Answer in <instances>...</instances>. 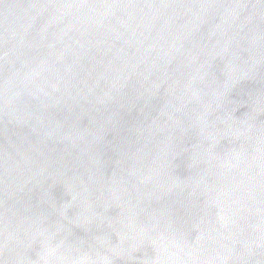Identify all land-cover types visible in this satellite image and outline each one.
I'll return each mask as SVG.
<instances>
[{"label": "water", "instance_id": "obj_1", "mask_svg": "<svg viewBox=\"0 0 264 264\" xmlns=\"http://www.w3.org/2000/svg\"><path fill=\"white\" fill-rule=\"evenodd\" d=\"M0 264H264V0H0Z\"/></svg>", "mask_w": 264, "mask_h": 264}]
</instances>
